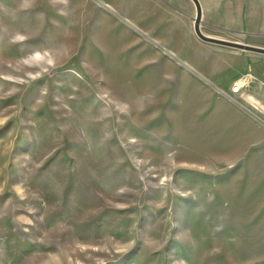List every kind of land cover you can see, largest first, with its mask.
I'll list each match as a JSON object with an SVG mask.
<instances>
[{
  "label": "rangeland",
  "instance_id": "1",
  "mask_svg": "<svg viewBox=\"0 0 264 264\" xmlns=\"http://www.w3.org/2000/svg\"><path fill=\"white\" fill-rule=\"evenodd\" d=\"M119 19L0 0V264H264V100L229 80L244 52L200 39L187 61Z\"/></svg>",
  "mask_w": 264,
  "mask_h": 264
},
{
  "label": "crops",
  "instance_id": "2",
  "mask_svg": "<svg viewBox=\"0 0 264 264\" xmlns=\"http://www.w3.org/2000/svg\"><path fill=\"white\" fill-rule=\"evenodd\" d=\"M99 1L112 6L121 15L120 24L127 32L129 30V33H164L161 34L162 40L171 47L173 53L182 55L187 61L195 60L193 59L195 56L199 57L201 43L195 30L198 9L193 0ZM198 1L201 7V33L211 38L218 33L229 34V42L251 48L241 49L244 53L240 55L229 53V80L237 76L247 80L248 88L245 94L247 100L263 101L264 0ZM87 4L106 18L117 21L115 15H106L97 3L87 1ZM236 83L239 82H235L233 86Z\"/></svg>",
  "mask_w": 264,
  "mask_h": 264
},
{
  "label": "water",
  "instance_id": "3",
  "mask_svg": "<svg viewBox=\"0 0 264 264\" xmlns=\"http://www.w3.org/2000/svg\"><path fill=\"white\" fill-rule=\"evenodd\" d=\"M193 1L195 2L197 9H198V16H197V19L195 20V30H196L197 35L199 36L200 39H202L203 41H206V42L228 45L230 47H235V48H239V49H248V50L251 49L250 47H246V46L238 44V43H233V42H229V41H225V40H221V39H214L211 37H207L203 33H201V31H200L201 7H200L198 0H193ZM253 50H256V49H253ZM262 52L264 53V51H262Z\"/></svg>",
  "mask_w": 264,
  "mask_h": 264
},
{
  "label": "built area",
  "instance_id": "4",
  "mask_svg": "<svg viewBox=\"0 0 264 264\" xmlns=\"http://www.w3.org/2000/svg\"><path fill=\"white\" fill-rule=\"evenodd\" d=\"M241 89V85H235L231 91H229V97H233L234 95H236L237 93H239Z\"/></svg>",
  "mask_w": 264,
  "mask_h": 264
}]
</instances>
